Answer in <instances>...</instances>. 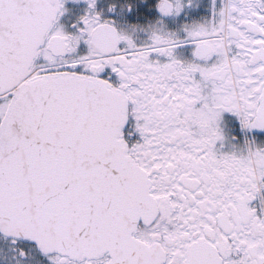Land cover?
<instances>
[{"label": "snow or ice", "instance_id": "6c2138e0", "mask_svg": "<svg viewBox=\"0 0 264 264\" xmlns=\"http://www.w3.org/2000/svg\"><path fill=\"white\" fill-rule=\"evenodd\" d=\"M0 264H264V0H0Z\"/></svg>", "mask_w": 264, "mask_h": 264}]
</instances>
